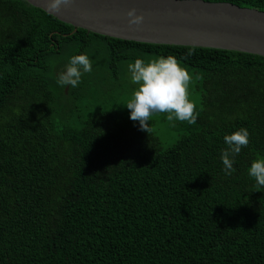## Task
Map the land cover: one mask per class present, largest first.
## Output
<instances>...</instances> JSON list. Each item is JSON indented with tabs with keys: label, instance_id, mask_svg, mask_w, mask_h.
I'll use <instances>...</instances> for the list:
<instances>
[{
	"label": "trees",
	"instance_id": "trees-1",
	"mask_svg": "<svg viewBox=\"0 0 264 264\" xmlns=\"http://www.w3.org/2000/svg\"><path fill=\"white\" fill-rule=\"evenodd\" d=\"M79 54L92 71L68 91L58 76ZM169 55L199 116L158 113L149 134L124 108L128 65ZM240 127L250 142L226 175L224 136ZM257 157L264 57L109 38L0 0V264H264Z\"/></svg>",
	"mask_w": 264,
	"mask_h": 264
},
{
	"label": "water",
	"instance_id": "water-1",
	"mask_svg": "<svg viewBox=\"0 0 264 264\" xmlns=\"http://www.w3.org/2000/svg\"><path fill=\"white\" fill-rule=\"evenodd\" d=\"M76 30L166 46L235 51L264 57V12L202 0H70L60 12L49 0H24ZM135 8L144 20L130 24Z\"/></svg>",
	"mask_w": 264,
	"mask_h": 264
},
{
	"label": "clouds",
	"instance_id": "clouds-1",
	"mask_svg": "<svg viewBox=\"0 0 264 264\" xmlns=\"http://www.w3.org/2000/svg\"><path fill=\"white\" fill-rule=\"evenodd\" d=\"M70 0H49L48 7L53 12H60L62 5ZM130 24L139 25L143 22V15H137L136 9L128 11ZM92 71V63L86 54L74 55L70 58L65 71L58 76L61 86L77 87L83 73ZM131 82L137 87L125 106L130 110V119L138 121L142 131L151 134L149 126L152 116L157 113L167 114L168 122L180 121L194 125L199 112L196 104L190 99L189 87L192 81L190 73L181 67L176 57L169 55L145 61L136 59L128 65ZM174 126V123H173ZM250 133L246 127L224 136L227 148L221 151L220 159L226 175L235 172L234 158L242 148L250 142ZM122 163V162H121ZM250 177L254 178L257 190L264 187V157H257L248 169Z\"/></svg>",
	"mask_w": 264,
	"mask_h": 264
},
{
	"label": "rangeland",
	"instance_id": "rangeland-1",
	"mask_svg": "<svg viewBox=\"0 0 264 264\" xmlns=\"http://www.w3.org/2000/svg\"><path fill=\"white\" fill-rule=\"evenodd\" d=\"M101 78H102V77H101ZM102 79H103V78H102ZM103 80H104V79H103ZM104 82H106V81L104 80ZM125 85L128 86L129 90H128V92L123 93V95L125 96L124 108H125V111L127 112L128 116H130V115H131L130 110L125 106V104H126V102L128 101V99L131 98L132 92H133V90H134L137 86L134 85V84L131 82L130 75L128 76V78H127V82L125 83ZM109 87H110V84H107V83H103V84H102V89H103V91L108 90ZM69 88H70V87L67 86V90H68V91H69ZM114 89H115V88H114ZM114 89H112V90L109 89V93H112ZM68 91H67V92H68ZM159 116H160V115H159L158 113H157V114H154V115L152 116L151 121H149L148 123H152V120L155 119V118H157V117H159ZM161 125H162V127L164 128L162 122H161L160 126H161ZM162 132H164V130H162ZM159 134H162V133L159 131Z\"/></svg>",
	"mask_w": 264,
	"mask_h": 264
}]
</instances>
